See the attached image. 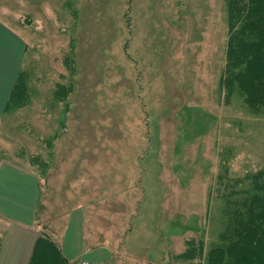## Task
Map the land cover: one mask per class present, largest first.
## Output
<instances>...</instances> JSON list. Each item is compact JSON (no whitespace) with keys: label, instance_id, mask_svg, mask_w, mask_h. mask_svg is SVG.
I'll return each mask as SVG.
<instances>
[{"label":"rangeland","instance_id":"obj_1","mask_svg":"<svg viewBox=\"0 0 264 264\" xmlns=\"http://www.w3.org/2000/svg\"><path fill=\"white\" fill-rule=\"evenodd\" d=\"M0 19L27 42L30 88L2 117L0 164L41 177V230L60 240L77 216L102 264H186L200 235L207 255L222 165L264 167V105L221 86L227 1L0 0Z\"/></svg>","mask_w":264,"mask_h":264},{"label":"trees","instance_id":"obj_2","mask_svg":"<svg viewBox=\"0 0 264 264\" xmlns=\"http://www.w3.org/2000/svg\"><path fill=\"white\" fill-rule=\"evenodd\" d=\"M229 18L227 63L221 77L222 89L231 95L250 94L255 107L264 105V0H226ZM260 45L255 47V40ZM262 46V47H261ZM238 66L246 68V75ZM28 73L21 69L6 105L29 98ZM71 86L59 84L54 96L64 99ZM16 102V103H15ZM229 162L218 177L222 200V226L206 255L204 236H193L177 256L186 264H264V167L238 177L230 174ZM2 241L0 242V251ZM29 264H74L63 253L59 242L40 231Z\"/></svg>","mask_w":264,"mask_h":264},{"label":"crops","instance_id":"obj_3","mask_svg":"<svg viewBox=\"0 0 264 264\" xmlns=\"http://www.w3.org/2000/svg\"><path fill=\"white\" fill-rule=\"evenodd\" d=\"M26 51L25 38L0 19V123ZM41 195L40 176L12 162L0 164V218L6 222L0 264H29L42 231ZM82 227L78 217L72 215L66 232L57 240L64 255L69 260L87 256L101 264L109 261L111 252H104L103 248L86 249Z\"/></svg>","mask_w":264,"mask_h":264},{"label":"built area","instance_id":"obj_4","mask_svg":"<svg viewBox=\"0 0 264 264\" xmlns=\"http://www.w3.org/2000/svg\"><path fill=\"white\" fill-rule=\"evenodd\" d=\"M80 264H96L95 262L89 261V260H83L80 262Z\"/></svg>","mask_w":264,"mask_h":264}]
</instances>
